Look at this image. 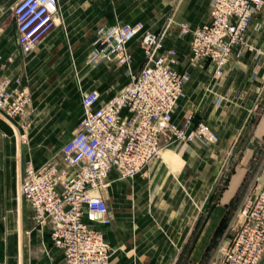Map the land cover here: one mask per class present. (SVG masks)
Wrapping results in <instances>:
<instances>
[{"label": "crops", "instance_id": "obj_1", "mask_svg": "<svg viewBox=\"0 0 264 264\" xmlns=\"http://www.w3.org/2000/svg\"><path fill=\"white\" fill-rule=\"evenodd\" d=\"M17 2L0 0V86L11 94L26 92L31 102L21 117H0V264H66L63 250L52 242L51 225L38 224L33 208L20 197V174L59 154L80 125L85 94L98 91L105 102L129 82L127 68L113 58L98 68L90 64L97 32L115 24H143L144 31L162 36L159 54L179 52L177 69L189 77L174 123L184 126L195 113L196 123H207L218 136L214 145L164 144L142 174L121 180L112 172L100 191L111 219L102 228L114 250L109 264H178L177 250L189 244L224 174L225 154L246 137L264 97V9L249 29L248 47L233 50L225 76L216 80L209 61L192 59L191 37L179 35L181 23L192 28L208 23L212 0H59L55 29L30 54L18 44ZM140 41L139 35L128 46L135 73L147 63ZM252 136L264 138V117ZM246 174V168L236 167L228 178L188 264L202 260Z\"/></svg>", "mask_w": 264, "mask_h": 264}, {"label": "built area", "instance_id": "obj_2", "mask_svg": "<svg viewBox=\"0 0 264 264\" xmlns=\"http://www.w3.org/2000/svg\"><path fill=\"white\" fill-rule=\"evenodd\" d=\"M263 9L264 0H213L207 24L183 27V33L191 37L192 59L209 61L214 79L221 80L233 50L248 47L249 29ZM58 14L59 0L17 2L13 16L24 54L34 52L55 29ZM139 35L147 63L135 73L128 46ZM161 41L160 34L144 31L143 24L101 28L90 64L98 68L115 59L118 66L127 68L129 82L105 102L98 91L85 94L80 125L59 154L40 169L28 166L20 174V197L33 208L38 224L51 225L52 242L63 250L66 264H109L113 253L102 228L111 219L100 191L109 185L112 172L121 180L135 178L161 156L164 144L218 142L210 125L196 123L195 113L184 126L174 123V111L184 97L189 76L177 69V50L159 54ZM30 102L26 92L11 94L0 86V117H21ZM94 191L98 194L93 195ZM263 255L264 181L241 212L219 264H260Z\"/></svg>", "mask_w": 264, "mask_h": 264}, {"label": "rangeland", "instance_id": "obj_3", "mask_svg": "<svg viewBox=\"0 0 264 264\" xmlns=\"http://www.w3.org/2000/svg\"><path fill=\"white\" fill-rule=\"evenodd\" d=\"M181 2L182 0H175L176 4H179ZM184 26L191 27V25L187 22L181 23L179 35L181 37H188L187 34L183 33ZM263 117L264 97L262 99V102L256 107L252 126L247 131L246 137H243L241 139V143L237 145L233 150L225 154L224 163L226 167L224 169V174L222 175V178L213 191L214 193L207 211L203 216L199 218V223L196 227V230L192 234V238L189 244L185 249L177 250L178 256H181V262L179 261L178 264H185L186 262H183V260H187L186 264H188V257L195 245V241L205 223V220L207 219V216L211 211L213 203L218 200L219 195L225 189L228 178L232 175L234 169L236 167H244L247 169L246 178L242 186L240 187L236 198L230 204V207L225 214L212 243L206 249L202 260L198 264H219V262L222 260L224 252L231 243V240L233 239V235L235 233V229L239 224V216L241 215V212L253 200L255 194L259 190L264 180V138L259 140L254 139L252 136L253 127L258 125ZM68 138L69 137H65V141ZM260 264H264V255Z\"/></svg>", "mask_w": 264, "mask_h": 264}, {"label": "bare ground", "instance_id": "obj_4", "mask_svg": "<svg viewBox=\"0 0 264 264\" xmlns=\"http://www.w3.org/2000/svg\"><path fill=\"white\" fill-rule=\"evenodd\" d=\"M241 174H242V173H241ZM239 175H240V174H239ZM240 178H241V175H240ZM239 181H240V179H239ZM237 186H238V185H237ZM232 189H233V188H232ZM235 189H236V188H235ZM19 190H20V189H19ZM231 191H232V190H231ZM233 192H235V191H233ZM19 193H20V192H19ZM92 193H93V195L98 194L97 191H94V192H92ZM231 193H232V192H231ZM230 195L232 196V194H230ZM230 195H229V196H230ZM229 196H228V198H229ZM231 196H230V197H231ZM228 198L226 197V199H228ZM226 199H225V200H226ZM21 208H22V207H21ZM208 235H209V233H208ZM208 235H206V236L208 237ZM207 237H206V238H207ZM204 243H206V242L203 241V244H204ZM201 248H202V247H201ZM201 250H202V249H201Z\"/></svg>", "mask_w": 264, "mask_h": 264}, {"label": "water", "instance_id": "obj_5", "mask_svg": "<svg viewBox=\"0 0 264 264\" xmlns=\"http://www.w3.org/2000/svg\"><path fill=\"white\" fill-rule=\"evenodd\" d=\"M107 53H110V50H108Z\"/></svg>", "mask_w": 264, "mask_h": 264}]
</instances>
